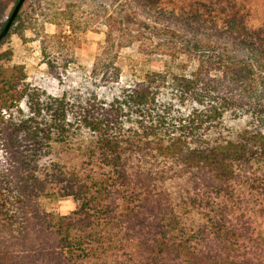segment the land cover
<instances>
[{"label":"trees","instance_id":"obj_1","mask_svg":"<svg viewBox=\"0 0 264 264\" xmlns=\"http://www.w3.org/2000/svg\"><path fill=\"white\" fill-rule=\"evenodd\" d=\"M125 1L194 65L118 85L115 26L91 73L117 85L56 95L2 53L0 264H264V21L237 0ZM67 7L26 0L0 47L16 34L66 66L107 16ZM50 189L77 208L47 211Z\"/></svg>","mask_w":264,"mask_h":264},{"label":"rangeland","instance_id":"obj_2","mask_svg":"<svg viewBox=\"0 0 264 264\" xmlns=\"http://www.w3.org/2000/svg\"><path fill=\"white\" fill-rule=\"evenodd\" d=\"M242 4L256 22L264 21V0H237ZM54 8L61 11L68 5L74 10H86L94 13L97 6H103L106 17L98 20L99 30H89L82 46L77 47L76 56L72 62L64 66V61H59L51 69L41 55L38 41L23 42L16 34L11 40L0 47V57L5 51L12 49L14 53L8 62L15 64L27 73L28 80L34 85L46 89L56 95L74 89L97 88L100 93H109L115 78L106 76L97 81L92 77V68L97 55L99 43L104 42L106 31L120 26L117 32V66L119 67L118 85H128L150 70L174 69L181 71L189 69L194 62L186 53L185 44L171 34L181 33L169 30L160 24L147 21L150 27L125 0H50ZM123 8H125L123 10ZM10 11V10H9ZM99 17L100 14H96ZM102 15V13H101ZM39 24L46 26L39 17ZM97 26V25H96ZM96 26H93L97 28ZM55 26H46L47 33L55 32ZM16 33V32H13ZM28 37H33L30 30L25 31ZM66 52V50H65ZM40 203L49 212L60 215L70 214L77 208V203L71 198H62L54 189L40 198Z\"/></svg>","mask_w":264,"mask_h":264},{"label":"water","instance_id":"obj_3","mask_svg":"<svg viewBox=\"0 0 264 264\" xmlns=\"http://www.w3.org/2000/svg\"><path fill=\"white\" fill-rule=\"evenodd\" d=\"M26 0H18V2L16 3V7H14L5 27L0 31V42L6 37V35L9 33L15 19L16 16L18 15L20 9L23 7V4Z\"/></svg>","mask_w":264,"mask_h":264}]
</instances>
